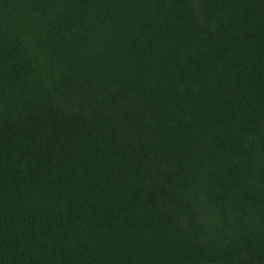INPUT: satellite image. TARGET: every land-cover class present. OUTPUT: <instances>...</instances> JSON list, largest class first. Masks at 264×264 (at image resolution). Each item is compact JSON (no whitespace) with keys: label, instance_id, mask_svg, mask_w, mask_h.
Masks as SVG:
<instances>
[{"label":"trees","instance_id":"16d2710c","mask_svg":"<svg viewBox=\"0 0 264 264\" xmlns=\"http://www.w3.org/2000/svg\"><path fill=\"white\" fill-rule=\"evenodd\" d=\"M0 264H264V0H0Z\"/></svg>","mask_w":264,"mask_h":264}]
</instances>
